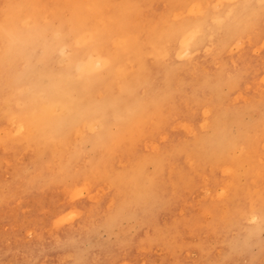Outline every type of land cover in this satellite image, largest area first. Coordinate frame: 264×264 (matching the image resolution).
Segmentation results:
<instances>
[{
    "label": "rangeland",
    "instance_id": "1",
    "mask_svg": "<svg viewBox=\"0 0 264 264\" xmlns=\"http://www.w3.org/2000/svg\"><path fill=\"white\" fill-rule=\"evenodd\" d=\"M2 28L0 264H264V0H0Z\"/></svg>",
    "mask_w": 264,
    "mask_h": 264
},
{
    "label": "bare ground",
    "instance_id": "2",
    "mask_svg": "<svg viewBox=\"0 0 264 264\" xmlns=\"http://www.w3.org/2000/svg\"><path fill=\"white\" fill-rule=\"evenodd\" d=\"M103 2V1H102ZM23 4V3H22ZM47 4V3H46ZM46 4H45V6H46ZM61 5V4H60ZM26 6V5H25ZM32 6V5H31ZM59 6V5H58ZM61 7H63V6H61ZM70 7V6H69ZM31 9H32V7H31ZM24 10V9H23ZM38 10V9H37ZM42 10H44V8L42 9ZM56 11V10H55ZM20 12V11H19ZM25 12V11H24ZM18 13V12H17ZM25 15V14H24ZM29 15H31V14H29ZM16 17H18V15L17 14H12V15H10L9 16V21H10V23H11V25H12V23L14 22V20H15V18ZM3 18V17H2ZM25 20H27L28 22H27V24H28V26H29V28L28 29H15V34H18V35H24V38L26 39V42L27 43H29V44H33L34 43V41L36 40V38L38 37V36H41L40 34H41V31H39L38 30V25L35 23V21H32L31 20V17H25L24 18ZM34 19V18H33ZM55 21V20H54ZM57 22V21H56ZM9 23V24H10ZM23 23V22H22ZM25 24V23H24ZM69 24V23H68ZM10 25V26H11ZM52 25V24H51ZM26 26V25H25ZM53 26V25H52ZM6 27V26H5ZM69 27V26H68ZM62 28H63V26H62ZM70 29V28H69ZM96 29V28H95ZM7 30H8V28H2V29H0V38L3 40V38L6 36V32H7ZM58 30H60V29H58ZM74 32V31H73ZM64 32H61V30H60V32H59V36L60 37H62L63 38V36H62V34H63ZM86 33V32H85ZM45 35V34H44ZM46 36V35H45ZM58 36V37H59ZM52 37V36H51ZM42 41V40H41ZM3 42V41H2ZM4 44V43H3ZM56 44V43H55ZM6 46H7V44H5ZM28 46V45H27ZM58 46V45H57ZM34 47V46H33ZM28 48V47H27ZM29 49V48H28ZM30 49H32V47L30 48ZM52 49V48H51ZM6 50V49H5ZM96 50H97V56H99V61H98V63L100 64V62L105 66V59L103 58V56H102V53L104 52V43H103V41H100V42H98L97 43V46H96ZM47 51V50H46ZM50 51V50H49ZM81 51V50H80ZM7 54H8V49H7V52H6ZM51 53H53V52H51ZM71 53H72V48H71V51H70V53H69V56H68V58L66 59V61H69L71 58H72V56H71ZM86 53V52H85ZM186 53V52H185ZM33 54V53H32ZM90 54V53H89ZM74 55V54H73ZM105 55V54H104ZM9 56H12L11 54H9V55H7L6 57H5V62H4V64L6 65V62L9 60ZM75 56V55H74ZM2 57V56H1ZM84 58V57H83ZM3 59V58H2ZM26 59H28V58H26ZM82 59V58H81ZM82 61V60H81ZM107 61V60H106ZM1 62V61H0ZM108 62V61H107ZM23 64V61H22V63H21V65ZM12 65H13V63H12ZM11 65V66H12ZM16 65L18 66L19 65V60H18V58H17V60H16V62H15V67H16ZM107 65V64H106ZM93 67V66H92ZM95 67V66H94ZM132 67V66H131ZM66 68V67H65ZM78 68V67H77ZM58 70V69H57ZM0 74H2V82L1 83H5V79H6V72L5 71H0ZM73 76V75H72ZM89 78V77H88ZM57 79V78H56ZM103 79V78H102ZM153 79V78H152ZM88 81H89V79H88ZM93 81V80H92ZM98 83V82H97ZM91 84V83H90ZM88 85V84H87ZM51 86V85H50ZM75 86V85H74ZM9 90H7V95L9 94V95H13V92H14V88H15V86L14 85H12V84H10L9 86ZM18 86H16V88H17ZM80 88V87H79ZM17 90V89H16ZM41 90V89H40ZM55 92V91H54ZM43 93H45V92H43ZM47 93V92H46ZM49 93V92H48ZM36 94V93H35ZM51 95H52V93H51ZM55 95V94H54ZM36 97V96H35ZM86 97V96H85ZM90 97V96H89ZM88 98V97H87ZM86 98V99H87ZM91 98V97H90ZM36 99V98H35ZM53 99V98H52ZM84 99V98H83ZM7 100V99H6ZM37 100V99H36ZM85 100V99H84ZM54 101V100H53ZM81 101V100H80ZM91 101H92V99H91ZM32 102V101H31ZM74 103V102H73ZM35 104V103H34ZM43 104V103H42ZM60 104H62V103H60ZM83 104V103H82ZM17 105V104H16ZM42 106V105H41ZM48 106V105H47ZM46 106V108H48ZM33 108V107H32ZM63 108V107H62ZM76 108V107H75ZM79 108V107H78ZM81 108V107H80ZM38 109V108H37ZM51 109V108H50ZM27 110H29L28 109V107H27ZM45 111H47V109L45 110ZM45 111H44V113H45ZM68 111V110H67ZM48 112V111H47ZM43 112H42V114H44ZM69 113V112H68ZM70 114V113H69ZM45 115V114H44ZM59 115V114H58ZM80 115V114H79ZM78 115V116H79ZM68 116V115H67ZM71 116V115H70ZM69 116V117H70ZM73 117V116H72ZM16 121V120H15ZM17 122V121H16ZM18 123V122H17ZM98 126V125H97ZM19 127L22 129L23 128V124L22 125H19ZM100 127H101V125H100ZM255 218V216L253 217V219ZM249 219H252L251 217L249 218ZM123 264V263H122Z\"/></svg>",
    "mask_w": 264,
    "mask_h": 264
}]
</instances>
